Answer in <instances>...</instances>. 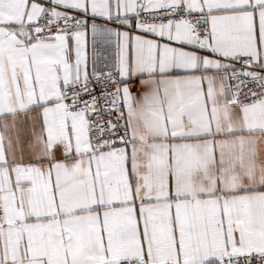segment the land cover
Masks as SVG:
<instances>
[{
  "label": "snow or ice",
  "instance_id": "snow-or-ice-1",
  "mask_svg": "<svg viewBox=\"0 0 264 264\" xmlns=\"http://www.w3.org/2000/svg\"><path fill=\"white\" fill-rule=\"evenodd\" d=\"M0 264H264V0H0Z\"/></svg>",
  "mask_w": 264,
  "mask_h": 264
}]
</instances>
